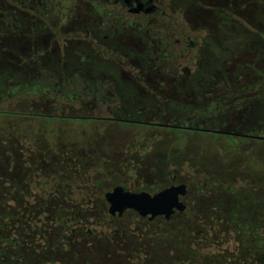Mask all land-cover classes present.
Listing matches in <instances>:
<instances>
[{
  "label": "rangeland",
  "instance_id": "1",
  "mask_svg": "<svg viewBox=\"0 0 264 264\" xmlns=\"http://www.w3.org/2000/svg\"><path fill=\"white\" fill-rule=\"evenodd\" d=\"M66 6L69 21L81 22L85 19L92 22L93 19L88 18L89 8L86 0L77 2L68 0ZM237 6H241L243 10ZM228 7L231 10L230 18L245 27L250 32L252 40L257 35V40H261L264 48V38L260 37L258 20H253L251 16L254 10L261 9L264 12V0H231ZM4 8L12 12L20 11L11 5ZM167 9L172 12L176 8L172 5ZM214 9L221 7L215 6ZM243 11L245 13L242 16ZM26 14L28 15V12ZM178 21L187 32L193 33V37L199 40L212 36V27L204 22L196 24L182 17ZM262 22L264 23V20ZM113 35L112 32L110 38ZM11 37L10 40H13L20 35ZM122 41L129 47L138 46L135 40L122 38ZM7 42L6 37L1 35L0 44ZM252 59L253 55L249 54L240 56L237 61L250 63ZM3 65H10L8 61L5 62L4 57ZM119 81L131 87L139 83L143 91H153L152 88L169 91L166 85L157 80L152 82L143 78L134 82L123 77ZM149 81L151 83H148ZM148 84L150 88L147 90L145 87H148ZM0 87H3V91L1 89L0 92V111L5 112L4 114H7L6 112L14 114V116L0 115V224H2V208L10 206L16 222L27 227V222L30 224V212L32 216H36L32 208L37 209L38 204L33 196L35 191L29 186L28 177H32L35 173H44L49 167L63 170L66 163L71 162L72 159L69 150L73 145L72 142H76L74 146L84 143L89 149L88 143H91V147H95V150L93 149L95 160L89 165L94 167L95 164L96 167L99 164L104 172L100 173L96 169L94 171L96 175L90 174L91 166L87 164L85 158V161H82L83 169L88 175L94 178L96 176L97 180L103 179L104 192L111 190L117 184L135 190L151 189L152 183L157 181L153 176L161 170L164 163L178 166L182 176L181 181L188 184L190 193L184 202L191 210L189 212L193 213L192 217L195 220L193 224L199 229L196 236H199L197 243L194 245L189 243L187 248L190 250L193 247L198 253L209 255L204 259L205 264H211V261L216 264L244 262L238 254L242 237L236 235L232 229H236L238 224L242 223L264 226V143L253 141L245 144L238 138H218L198 132L175 133L166 129L122 126L116 122L78 123L58 117L54 123H49L50 121L31 114L54 117L90 116L97 113L84 104L72 105L69 112L67 108L69 104L61 102L58 94L51 95L53 99L50 97L44 100L43 104L34 105L32 104L34 100L28 93L36 91L25 84H13L8 78L2 80ZM222 91L223 88L216 92ZM155 113L158 115L160 112L157 110ZM235 121L236 116H233L226 123ZM54 161L56 165H53ZM15 180L23 186L22 189L30 188L33 197L28 200L25 194L8 193V183ZM13 195L17 198L13 199ZM240 200H249L251 205L260 210L249 211L240 216V213L235 211ZM29 208L31 211H28ZM123 214L127 220L131 218L128 213ZM65 215L76 218L77 222L62 230V238L68 241L71 250L58 247L62 251L56 253L61 256L54 257L55 264H201L190 258L186 250H173L165 245L162 249L155 247L157 239L153 240V233L146 231L143 226L138 227L133 222L123 223L121 227L125 231L119 232L118 236L111 237V233H107L101 238L87 239L89 237L86 236L85 231L88 222L94 218L93 212H65ZM233 215L237 216V221L239 218L240 220L234 222ZM46 219L53 220L54 216ZM49 224L51 223L45 225L40 220L41 231L43 229L52 231L53 225ZM161 224V219L157 218L154 228H159ZM200 240L205 241L202 243ZM36 248V245L32 246V249Z\"/></svg>",
  "mask_w": 264,
  "mask_h": 264
},
{
  "label": "flooded vegetation",
  "instance_id": "2",
  "mask_svg": "<svg viewBox=\"0 0 264 264\" xmlns=\"http://www.w3.org/2000/svg\"><path fill=\"white\" fill-rule=\"evenodd\" d=\"M24 2L34 5V8L37 5L45 10L47 8L43 13L48 12L51 17H54L53 12L56 11L62 21L57 20L48 25L37 12L33 13L30 9L28 11L22 4ZM66 2L68 0H59L58 3L56 0H21L22 6H16L11 0H0V36L2 28H16V25L26 29L32 27L36 35L32 40L20 36L0 44V83L13 76L18 83L30 84H36L44 78L55 87L63 82L69 84L68 79L78 75L84 85L87 81L98 84L105 82L119 89L115 91L110 88L93 96L86 91L73 93V103L68 100L69 112L72 105L84 104L97 114L54 116L66 121L78 119L99 123L116 122L122 126L166 129L175 133L198 132L218 138H238L245 144L257 141L264 134V101L250 107L251 111L247 112L250 116L236 118L233 123H226L232 116L205 119L192 115L196 107H204L211 101L220 99L231 88L238 89L240 93L239 89L247 84L257 80L264 83L263 44L261 40H257V35L252 40L250 32L230 18L231 10L228 6L231 0H86L88 18L93 19L92 22L85 19L81 22L69 21ZM9 5L20 11L5 10L4 7ZM57 5L59 6L56 7ZM172 5L176 9L171 12L167 8ZM215 6L221 9L215 10ZM237 7L242 9L241 6ZM246 12L251 15L249 11ZM244 13L245 11L242 16ZM251 16L253 20H258L260 37L264 38V12L261 9L254 10ZM180 17L196 24L204 22L211 26L212 36L202 40L193 37V33L187 32L178 21ZM56 30L61 34H56ZM112 32L114 35L110 38ZM122 38L135 40L138 46L129 47L124 41L121 42ZM249 54L253 55L250 63L237 61L240 56ZM3 57L10 65L2 66ZM238 72L240 76L235 75ZM231 74L235 75L233 79ZM123 77L134 82L143 78L152 82L157 80L166 85L169 91L158 88L148 90L149 84L145 87L148 91H143L139 83L134 87L122 84L119 80ZM221 88L223 91L217 93ZM58 94L64 96L60 92ZM28 95L34 100V105L43 104L44 100L54 96L41 91ZM239 95L237 97L242 98ZM226 99V105L231 107L229 98ZM157 110L160 113L155 115ZM232 132L244 133L252 138L242 139L231 134ZM89 177L91 180L90 175ZM153 178L157 181L152 183L151 189L135 190L120 184L113 188L120 185L130 192L144 191L153 195L170 186L184 184L187 193L180 201L186 210L184 200L190 193L188 184L181 181L178 166L164 163Z\"/></svg>",
  "mask_w": 264,
  "mask_h": 264
},
{
  "label": "trees",
  "instance_id": "3",
  "mask_svg": "<svg viewBox=\"0 0 264 264\" xmlns=\"http://www.w3.org/2000/svg\"><path fill=\"white\" fill-rule=\"evenodd\" d=\"M20 2L21 0H11V3L17 6H22L23 4V6H26L28 10H33V13L37 12L36 14L42 16L43 21L46 23L48 22V25L53 24L52 22H56L57 20L59 22L62 21V17L57 16L56 11L53 12L54 17H51L48 12L43 13L44 11H47V8L45 10L39 5L34 8V5H28L26 2L21 4ZM56 2L58 3L59 0H56ZM31 6L33 9H31ZM58 6L59 5L56 7ZM41 13L42 15H40ZM22 28L23 30H21ZM15 33L22 37L24 36L29 40H32L33 36L35 35L32 27H28V29H26V27L16 25V28H8L7 26L5 29L2 28V35L4 34L8 41L12 39L11 36H14ZM56 34L61 33L57 32L56 30ZM70 35H72V33H70ZM249 69L254 70L253 67H249ZM239 74L240 72L235 75L237 76ZM235 75L231 74V79H233ZM68 80L70 81L69 84L63 82L60 85H56L55 83L54 85L56 86L53 87V85L48 83L44 78H41V81L37 82L36 84L18 83V80L15 78V76L10 79L11 83L13 82V84L17 85L25 84V86L32 87L31 89L34 91H41L45 93L49 92L54 95H57L58 92H60V94H64V96L58 94V98L64 103H68V100L73 103L72 94L75 92H80L81 90L86 91L92 96L98 92L103 93L110 88L114 89L115 91H119V89H116L110 83L108 84L105 82L98 84L97 82L92 83L87 81L84 85L82 84V78H80L78 75H74V77ZM1 89L3 91V87H0V92ZM239 91L240 93H238V89L231 88V91L225 96H222L220 99L211 101L204 107H196L192 111V115L194 114L198 118L205 119L219 116L233 117V115L236 116V118H246L249 115L247 112L251 111L250 107L264 101V83L262 80H257L254 83L247 84L245 87H242L239 89ZM238 94L242 95V98L239 99L237 97ZM226 98H229L231 107L226 105L228 103ZM235 98H237L236 101H234ZM4 113L5 112L0 111V115L14 116L12 113ZM31 115L39 116L50 121L49 123H54L56 120V117L53 116L50 117L39 114ZM262 120L264 123V112L262 114ZM74 121L78 123L89 122L87 120L78 119ZM231 134L242 139L252 138L250 135H245L244 133L239 132H232ZM260 136L261 137H258L257 141L255 142L264 143V134ZM72 143L73 145L69 147L71 153L70 157H72L70 160L71 162H67L64 166L65 168L63 170L61 169L62 171L59 168L54 169L49 167L48 171H44V173H35V175L32 177H28L29 186L35 191V195L33 196L37 199L38 204L36 206L37 209L32 208L34 209L33 212H35L36 216H32V212H30V224L27 222V227H24L21 225V223L16 222L15 214L10 206H5L2 208V224H0V264H35V261H37L36 264H55L56 258L54 257L58 258L61 256V254L57 255L56 253H60L62 251V249L58 247L71 250L70 246L68 247V241L62 238V230H65L66 227L68 228L73 223L77 222L76 218L65 215V212L72 213L78 211H92L95 218H93L91 222H88V226L85 231L86 236L89 237L87 239L92 237L101 238L107 233H111V237H114V235L118 236L119 232H122V230L125 231L123 227H121L123 223L130 221L136 224L138 227L143 226L146 231L154 234H152L153 240L157 239V244L155 247H161L162 249V246L165 245L173 250H186L187 253L190 254V258H193L201 264H205L204 259L209 255L205 256L203 253H198L193 247L190 250L187 248L189 243H192L193 245L196 244L197 238L199 237H196L199 233V229H197L193 224L195 221L192 217L193 213L191 214L189 212L191 210L188 207L182 213H175L169 220L160 218L162 224L159 228H154V224L156 223L157 219L149 221L146 218L139 217L133 211L125 212L131 217L128 218V220L124 214H122L120 217L117 215L111 216L108 213V206L104 198L106 192H104L103 189V179L99 178L97 180L96 176L94 178L91 175V180H89V175L85 172V169H83V160L85 161L86 159L87 164L89 165L90 162L95 159L93 156V149L95 147L92 148L91 143H88L90 149L86 148L84 143L80 144V146H74L76 142ZM58 164L60 163L58 162ZM53 165H56V161H54ZM98 165L99 164H97L96 167L95 164L94 167L89 165L91 166L90 169L92 171L90 174L96 175L94 172L96 169L100 173L104 172V169ZM18 180L13 181L12 183L6 182L9 185L7 192H14L17 193V195L21 193L25 194L26 198L29 200V198L33 197L30 194V188L27 190L22 189L23 186L17 182ZM16 198L17 196L13 195V199ZM14 202H16V200ZM34 206L35 205H33V207ZM220 208L221 207H219V209ZM256 210L260 209L251 205L249 200H240V202H238L235 207V211L239 212L240 216L249 213V211L254 212ZM28 211H31L30 208ZM51 213L54 216V219L47 220V217H52ZM236 218L237 216L235 215L233 217L234 222L237 221ZM40 220H42L45 225L51 223L49 225H53V230L48 232L46 229H43L41 231V226L39 225ZM239 220L240 218L238 221ZM232 230L236 235L242 237V241L239 244L240 250L238 252L239 258L244 260L242 264H264V226L258 227V225H248L246 223H242L238 224L236 229ZM200 241L203 243L205 240ZM33 245H36L37 248L32 249ZM211 264H216V262L211 261Z\"/></svg>",
  "mask_w": 264,
  "mask_h": 264
},
{
  "label": "water",
  "instance_id": "4",
  "mask_svg": "<svg viewBox=\"0 0 264 264\" xmlns=\"http://www.w3.org/2000/svg\"><path fill=\"white\" fill-rule=\"evenodd\" d=\"M123 122L130 121L123 120ZM160 126L165 127L164 125ZM172 128L190 130L189 128L183 127ZM186 193L187 188L184 184L170 186L153 195L144 191L130 192L118 185L111 191L106 192L104 198L108 204V213L111 216L117 215L120 217L125 211L130 210L141 218H147L149 221H153L158 217L169 220L175 212H184L185 205L180 201V198L184 197Z\"/></svg>",
  "mask_w": 264,
  "mask_h": 264
}]
</instances>
